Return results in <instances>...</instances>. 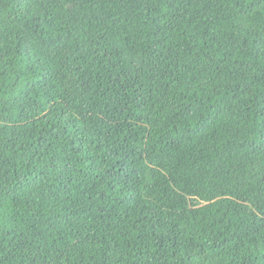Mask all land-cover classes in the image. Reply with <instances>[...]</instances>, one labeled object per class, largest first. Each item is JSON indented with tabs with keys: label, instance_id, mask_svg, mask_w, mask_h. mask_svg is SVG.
Returning <instances> with one entry per match:
<instances>
[{
	"label": "trees",
	"instance_id": "trees-1",
	"mask_svg": "<svg viewBox=\"0 0 264 264\" xmlns=\"http://www.w3.org/2000/svg\"><path fill=\"white\" fill-rule=\"evenodd\" d=\"M0 264H264V0H0Z\"/></svg>",
	"mask_w": 264,
	"mask_h": 264
}]
</instances>
